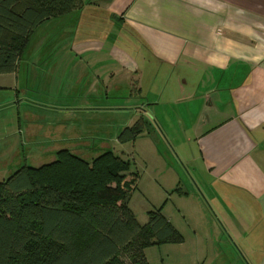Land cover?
<instances>
[{"label": "crops", "instance_id": "obj_1", "mask_svg": "<svg viewBox=\"0 0 264 264\" xmlns=\"http://www.w3.org/2000/svg\"><path fill=\"white\" fill-rule=\"evenodd\" d=\"M84 3L68 15L83 19L87 11L76 51L93 62V49L104 54L109 41L136 46L131 53L120 46L107 53L115 62L109 66L113 77L135 76L133 89L119 81L136 94L121 101L133 98L139 110L142 103L167 108L172 122L188 130L194 124L195 152L185 160L190 171L180 166L185 180L181 176L176 189L185 190L181 199L189 200L191 191L204 198L209 212L201 214L215 227L214 246L221 239L231 262L264 264V0ZM61 19L41 27L51 30L53 23L57 29ZM98 20L108 23L101 38L95 36ZM72 34L77 41L69 28ZM193 61L203 68L193 71ZM144 90L146 97L138 95Z\"/></svg>", "mask_w": 264, "mask_h": 264}, {"label": "rangeland", "instance_id": "obj_2", "mask_svg": "<svg viewBox=\"0 0 264 264\" xmlns=\"http://www.w3.org/2000/svg\"><path fill=\"white\" fill-rule=\"evenodd\" d=\"M86 15L87 11L82 19L74 14L78 17L72 21L67 15L58 22L57 29L53 23L48 27L51 30L41 27L17 72L0 75V182L22 168L53 163L60 158L57 153L63 150H69L89 165L111 152L128 168L122 173L121 187L130 190L138 177L128 203L135 220L147 226L149 212L161 211L184 238L183 243L146 248L144 254L149 264H236L231 262L233 254L221 249V239L214 246L215 227L201 214L209 212L204 198L190 190V199H181L185 190L176 189L181 176L185 180L180 166L185 169V164L188 172L191 165L187 166L185 160L195 152L194 124L188 130L181 123L172 122V113L167 108L155 109L149 103H142L139 110L133 98L121 101L136 94L118 86L119 81L133 89L135 76L132 73L118 79L112 76L109 66L115 62L107 53L112 56L117 44L113 46V41H109L104 54L94 48L92 58L96 61L93 62L88 54L76 51L78 43L83 41V28L88 23L84 21ZM94 22L100 25L96 26L95 36L101 38L100 31L108 23ZM69 28L78 42L73 34L69 36ZM131 44L120 41L117 47H127L131 53L136 49ZM192 63L193 71L203 68L200 62ZM162 92L163 89L159 96ZM138 95L146 97L147 93L144 90ZM164 101L163 98L161 102ZM137 126L142 129L137 139L119 141L126 128ZM117 183L114 181L112 185ZM121 258L125 264H131L123 252ZM17 263L15 257L11 264Z\"/></svg>", "mask_w": 264, "mask_h": 264}, {"label": "trees", "instance_id": "obj_3", "mask_svg": "<svg viewBox=\"0 0 264 264\" xmlns=\"http://www.w3.org/2000/svg\"><path fill=\"white\" fill-rule=\"evenodd\" d=\"M84 6L0 0V75L17 72L43 24ZM141 130L126 128L119 141H134ZM57 154L49 165L22 168L0 182V264L15 257L17 264H125L121 252L131 264H149L146 248L184 242L161 211L149 212L147 226L135 220L128 203L138 177L130 190L119 185L128 171L120 158L107 152L89 165L69 150Z\"/></svg>", "mask_w": 264, "mask_h": 264}]
</instances>
